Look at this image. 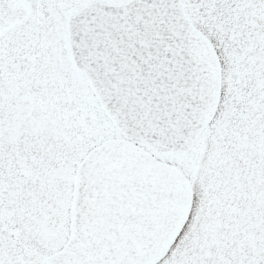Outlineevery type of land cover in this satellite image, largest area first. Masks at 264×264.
Instances as JSON below:
<instances>
[{"label": "snow or ice", "instance_id": "obj_1", "mask_svg": "<svg viewBox=\"0 0 264 264\" xmlns=\"http://www.w3.org/2000/svg\"><path fill=\"white\" fill-rule=\"evenodd\" d=\"M0 264H264V0H0Z\"/></svg>", "mask_w": 264, "mask_h": 264}]
</instances>
